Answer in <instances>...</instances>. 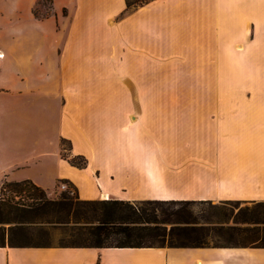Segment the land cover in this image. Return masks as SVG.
<instances>
[{
  "label": "crops",
  "instance_id": "1",
  "mask_svg": "<svg viewBox=\"0 0 264 264\" xmlns=\"http://www.w3.org/2000/svg\"><path fill=\"white\" fill-rule=\"evenodd\" d=\"M37 3L0 0V185L264 202V0H151L121 29L125 0ZM0 264H264V246L7 244Z\"/></svg>",
  "mask_w": 264,
  "mask_h": 264
},
{
  "label": "trees",
  "instance_id": "2",
  "mask_svg": "<svg viewBox=\"0 0 264 264\" xmlns=\"http://www.w3.org/2000/svg\"><path fill=\"white\" fill-rule=\"evenodd\" d=\"M151 0H125V12H130L143 6ZM36 14V12H34ZM36 16H38L36 14ZM70 141L62 139L61 145L64 151L67 149L64 144ZM68 149V150H69ZM70 162L78 167H85L87 159L83 155L71 157ZM68 183L66 180H61ZM7 186L15 193H28L36 203L31 205L13 203L11 200L0 198V246H51L44 242H17L18 235L27 230L22 223L34 222L24 220L23 216H35L46 207L52 210L62 211L67 215L73 214L76 221L85 219V224L77 227V235L80 240L60 243L64 247H160L165 246L168 240L169 246H203L208 244L204 241L203 233L207 229L203 224L196 220L183 218L184 209L174 210L167 213L163 218L156 209L140 207L136 203L116 199L103 200H81L74 203L72 198L63 193L59 200H48L46 191L30 180L20 182H7ZM76 189V188H75ZM158 201V200H156ZM38 202V203H37ZM174 202V201H159ZM172 216H176L173 218ZM19 217L20 219H16ZM11 224L5 226V224ZM16 223V224H12ZM166 223H171L167 228ZM220 231H253L258 233L260 228H239L230 226L226 230L218 228ZM264 231V228L263 230ZM216 245L227 246H264V238L252 240L250 242H237L232 238L224 241L215 242Z\"/></svg>",
  "mask_w": 264,
  "mask_h": 264
},
{
  "label": "rangeland",
  "instance_id": "3",
  "mask_svg": "<svg viewBox=\"0 0 264 264\" xmlns=\"http://www.w3.org/2000/svg\"><path fill=\"white\" fill-rule=\"evenodd\" d=\"M76 0H63L65 3H73ZM74 6V5H73ZM53 0H38L34 12L40 17L52 14ZM128 12L122 11L118 19L119 21ZM116 27L121 29L122 21ZM118 67V66H117ZM116 67V72L118 69ZM121 84H115L116 88L121 87ZM249 88V89H247ZM252 87L248 84H227V91L235 90H251ZM67 149L64 151L68 154L69 145L64 144ZM63 193H67L74 203L78 202L77 192L74 186L69 183L59 181L55 190L47 194L48 200H59ZM0 198L11 200L13 203L31 205L36 203L28 193H15L7 186V182L0 185ZM103 200V199H101ZM38 203V202H37ZM140 207L147 209H156L161 217H167V213L174 210L184 209L185 214L183 218L190 220H196L198 225L203 224L206 226L205 232L202 234L206 243H215L224 241L226 238H232L237 242H250L256 239L264 238V202L250 204L241 202H226L224 204H214L206 201H174V202H159L156 200L133 202ZM176 218V216H172ZM24 220L34 222L22 223L27 230L24 233L18 235L17 242H44L50 244H60L66 242H72L80 240L77 235V227L85 224V219L81 218L78 221L74 218L73 214L67 215V213L57 210H52L46 207L45 210H41L35 216L26 215ZM16 217V219H20ZM16 224V223H12ZM11 224L7 223L5 226ZM167 228L171 227V223L165 224ZM230 226H236L239 228H260L261 231L255 233L253 231H220L218 228H224L225 230ZM168 245V240L165 241Z\"/></svg>",
  "mask_w": 264,
  "mask_h": 264
}]
</instances>
